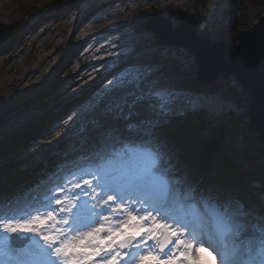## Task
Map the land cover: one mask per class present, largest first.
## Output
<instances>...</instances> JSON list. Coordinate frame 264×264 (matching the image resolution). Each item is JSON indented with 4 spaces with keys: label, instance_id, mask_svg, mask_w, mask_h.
Returning <instances> with one entry per match:
<instances>
[{
    "label": "snow or ice",
    "instance_id": "snow-or-ice-1",
    "mask_svg": "<svg viewBox=\"0 0 264 264\" xmlns=\"http://www.w3.org/2000/svg\"><path fill=\"white\" fill-rule=\"evenodd\" d=\"M134 51L133 46L121 55ZM108 85L88 114L94 146L78 158L91 166L86 177L68 169L40 207L29 206L22 215L7 214L5 207L15 198L0 194V264H85L84 258L69 259L66 241L71 236L99 245L87 257H99L97 264H120L121 249L126 248L124 264H135L137 257L141 264L149 258L155 264H176L171 237L177 238L175 247H190L185 232L211 247L220 257L219 264H264V203L257 211L242 198L215 186L201 187L179 169L175 153L162 135L173 115L185 111L212 114L226 101L218 94L174 87L160 60L130 63ZM134 192L137 194L132 195ZM59 193H64L63 199ZM152 196L158 203L148 211L143 208L149 203L145 197ZM141 210L147 215L139 220L148 219L153 211L160 217V221L152 217L145 239L132 236L120 241L119 229L105 227L111 216L119 214H127L129 223L138 222L132 213ZM156 229H163L169 237L159 245L158 256L149 250L153 245L146 243L155 238ZM103 232L109 235L101 238ZM25 236L30 240L24 247H15L16 238Z\"/></svg>",
    "mask_w": 264,
    "mask_h": 264
},
{
    "label": "rangeland",
    "instance_id": "rangeland-1",
    "mask_svg": "<svg viewBox=\"0 0 264 264\" xmlns=\"http://www.w3.org/2000/svg\"><path fill=\"white\" fill-rule=\"evenodd\" d=\"M57 1L59 0H0V24L17 28L24 26L17 39L5 45L0 51V169L9 156L8 158L13 162H25L26 167L30 164L29 173L33 175L32 170L38 168L36 161L43 162L44 159H48L49 156H45L48 151L55 149L62 142L67 145L66 141L70 137L82 130L92 128L88 123L89 110L97 97L109 87L108 81L116 74L98 78L95 71L99 67L103 69L115 67L121 61L119 57H124L121 53L128 52L133 46L136 49L148 41H153L155 37L143 28L144 20L151 15L161 13L172 19L174 26L178 24L179 16L188 15L199 22L196 31L200 36L213 42L226 40L232 45L233 38L238 32L236 26L238 18L245 13L252 21V26L258 22L264 10V0H198L199 2L197 0H63L60 6H56L54 4ZM98 3L102 5H96ZM34 12L40 14L35 19H31V14ZM154 41L156 43V39ZM156 46L161 52L159 53L161 60L173 59L180 65L182 71L187 72L188 75L193 73L197 79L195 58L188 50L175 46ZM155 51L153 46L145 51H134L127 57L135 52L142 54L141 56L148 53V56L153 57L157 56ZM78 59H81L82 65L77 61ZM215 80L233 82V78L219 77ZM97 82H99L98 86L92 88L94 90H91V93H87V90ZM185 91L199 94L212 93ZM85 94H89L90 98H82ZM72 101L77 103L69 107L68 104ZM225 101V105L212 114L206 111L199 112L204 113L212 122L230 112L240 115L245 112L244 122L237 119L239 133L235 135L232 146L238 151L236 157L245 170L264 176L262 158L257 152H249L248 159L243 158L244 146L249 144V138L241 135L240 130L244 129L246 133L248 103L244 108ZM64 106L68 109L66 107L67 110L59 112L51 123L40 126V119L45 113H55ZM36 126L40 128L34 129ZM28 135L29 138L22 147L10 148L12 143ZM251 141L257 142L256 135ZM90 169L88 167L84 168V171L77 170V176L86 177V172ZM251 182L260 185L258 178L257 180L253 178ZM22 186L24 184H21ZM59 194L63 199L64 193ZM136 194L132 193V195ZM83 195L87 198L86 193ZM145 198L149 199V203L143 208L151 211L158 200L155 196ZM55 207L59 208L60 205ZM192 212L196 215L195 210ZM132 215H137L138 222L129 223L127 214H119L111 216L105 227L119 229L120 241L132 236H135L136 240H141L146 238L147 229L153 222L152 217L155 216L157 221H160L155 211L146 220H139L140 216L147 215L144 210L139 213L133 212ZM163 231L156 229L155 238L146 241L148 245H153L149 250L154 256L159 255L157 240ZM103 233H100L101 238L109 235L108 232L105 235H102ZM173 238V245L170 247H173V250L184 249L183 245L175 247L177 238ZM184 239L191 246L181 253L176 259V264H219L220 257L207 244L193 240L188 237L187 232L184 233ZM66 243L70 245L69 259L84 258L85 264H97L99 261V257L87 259L93 255V249L99 246L91 240L85 238L81 242L79 236H71ZM104 247H107V243ZM128 251L127 248L121 249L122 256L118 258L120 264H124L128 259L124 255ZM213 256H216L215 260ZM135 264H141L139 257ZM143 264H155V262L149 258L143 261Z\"/></svg>",
    "mask_w": 264,
    "mask_h": 264
},
{
    "label": "trees",
    "instance_id": "trees-1",
    "mask_svg": "<svg viewBox=\"0 0 264 264\" xmlns=\"http://www.w3.org/2000/svg\"><path fill=\"white\" fill-rule=\"evenodd\" d=\"M198 1V0H197ZM63 0L55 2L54 5L60 6ZM199 2V1H198ZM96 5H102L98 3ZM95 5V6H96ZM40 12L32 13L31 19L39 16ZM251 20L245 13L237 20V30L248 29L251 26ZM24 26L13 27L0 24V51L5 45L14 42L20 30ZM155 40V39H154ZM145 43V45L136 48V52L145 51L147 48L155 46L157 56H148V53H136L132 56L124 58L115 67L109 69L100 68L95 71L98 78H105L109 74L117 73L122 68L130 63L147 60H160L167 69L169 82L176 88L181 90L197 91V92H212L220 95L224 100L233 104L246 108L249 103L248 95L241 86L233 79L229 81L214 80L210 84L204 86L198 83L193 73L188 75L182 71L180 65L175 63L171 58L160 59L161 54L155 41ZM138 56V57H135ZM173 60V61H172ZM81 65V59L77 60ZM234 83V84H233ZM99 82L95 83L87 93H91L98 86ZM94 88V89H92ZM82 98L89 99L90 95L85 94ZM77 101H72L68 106H73ZM64 106L55 113H49L41 117L40 126L51 123L52 119L66 109ZM241 122L245 121V112L241 115L235 112H230L225 116L216 118L215 122L208 119L202 112L186 111L179 116L170 117L167 124L162 129V135L172 148L176 156V163L182 172L190 174L192 180L201 187L215 186L219 190L242 198L249 204L256 207L259 211L261 203H264V176L258 173H252L245 170L243 165L238 161L236 154L238 151L233 148L232 144L235 140L237 130V119ZM36 126V128H40ZM33 129V130H34ZM247 133V132H246ZM244 129L240 130V134L245 135L249 144L244 146L243 158L248 159L249 152H257L262 158L264 165V146H260L256 141H251L254 134H246ZM94 133L91 129H86L78 132L67 140V145L64 142L60 143L55 149L48 151L45 156L48 159L36 161L37 169L32 170L33 175L29 173L28 165L25 162L12 159H5L6 163L0 169V194L5 198L12 199L10 205H6L5 211L9 215H22L29 206L40 207V202L49 195V189L54 188L57 182H61L62 178L68 174V169L77 171L91 166L82 160H79L81 153L86 149L90 150L94 146ZM29 138H20V141H15L10 145V148L22 147L24 142ZM85 141H87L85 143ZM76 161L79 164L73 163ZM34 163L31 164L33 166ZM22 166H25L22 168ZM23 169V170H21ZM55 174V175H53ZM53 175V176H52ZM259 180L260 185H255L251 181ZM21 184L24 186L21 187Z\"/></svg>",
    "mask_w": 264,
    "mask_h": 264
},
{
    "label": "water",
    "instance_id": "water-1",
    "mask_svg": "<svg viewBox=\"0 0 264 264\" xmlns=\"http://www.w3.org/2000/svg\"><path fill=\"white\" fill-rule=\"evenodd\" d=\"M177 22L174 26L172 19L155 13L144 20L143 28L159 46L188 50L195 58V74L201 85L219 77L235 79L249 98L245 130L256 135L259 145L264 146V10L258 22L237 32L232 45L226 40L213 42L200 36L196 31L199 22L188 15L179 16ZM167 239L163 231L158 248ZM29 240L27 236L16 238L15 247L23 248Z\"/></svg>",
    "mask_w": 264,
    "mask_h": 264
},
{
    "label": "bare ground",
    "instance_id": "bare-ground-1",
    "mask_svg": "<svg viewBox=\"0 0 264 264\" xmlns=\"http://www.w3.org/2000/svg\"><path fill=\"white\" fill-rule=\"evenodd\" d=\"M187 249V247H184V249H177V250H173L174 252H175V255L177 256V257H180L181 256V253L184 251V250H186ZM179 254V255H178ZM161 259H162V257H161Z\"/></svg>",
    "mask_w": 264,
    "mask_h": 264
}]
</instances>
